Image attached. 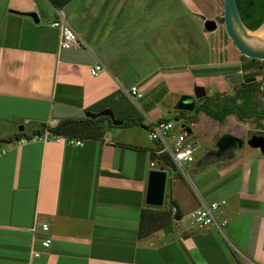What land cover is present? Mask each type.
<instances>
[{"label": "crops", "instance_id": "obj_1", "mask_svg": "<svg viewBox=\"0 0 264 264\" xmlns=\"http://www.w3.org/2000/svg\"><path fill=\"white\" fill-rule=\"evenodd\" d=\"M55 1L0 0V264H264V154L211 165L218 170L210 178L195 174L198 187L165 171L163 207L146 204L149 174L160 170L147 121L169 120L161 104L171 94L199 86L212 99L211 91L243 75L231 40L204 29L218 1L178 0L182 11L173 16L171 0ZM59 11L85 47L61 49L51 26ZM188 17L197 19L190 38L181 36ZM181 53L199 61L172 65ZM98 63L106 69L92 76ZM133 86L144 99L129 98ZM139 102L149 118L140 117ZM105 110L122 125L86 116ZM87 120H97L96 137L77 138L80 147L19 142ZM219 201H226L217 213L228 221L223 234L191 224V211ZM173 205L179 217H158Z\"/></svg>", "mask_w": 264, "mask_h": 264}, {"label": "built area", "instance_id": "obj_2", "mask_svg": "<svg viewBox=\"0 0 264 264\" xmlns=\"http://www.w3.org/2000/svg\"><path fill=\"white\" fill-rule=\"evenodd\" d=\"M51 26L58 28L60 31L61 49L69 50L85 47L84 42L66 22L63 12H57V19L51 23ZM105 69L106 68L102 64L98 63L95 66L90 67V74L92 76H98L100 73L104 72ZM127 94L132 101H139L145 97L144 93L136 86L131 87ZM179 121L180 120L178 119L176 121L148 120L146 127L149 139L158 145L157 155L167 156L172 162L175 171L183 178L189 179V169L194 163H196L195 152L197 148L189 142V136L192 133V129L186 125L177 128L176 123ZM62 139H65L70 146L80 147L83 145V141L80 139L54 135L49 130L32 138H23L19 140V142L21 144L29 141H54L55 143H61ZM151 167H155L154 162L151 163ZM225 205L226 201L209 204L202 202L201 205L191 211L187 217L191 224L198 228L213 227L223 234L224 229L228 226V221L218 218L217 213ZM171 214L173 217L177 218L179 209L176 205L171 207ZM41 230L44 233H47L49 232V226L47 224H42ZM31 231L32 233H36L37 228L34 227ZM51 243V239L47 238L42 242V246L43 248L48 249L50 248ZM33 256L39 258L41 253L33 252Z\"/></svg>", "mask_w": 264, "mask_h": 264}, {"label": "water", "instance_id": "obj_3", "mask_svg": "<svg viewBox=\"0 0 264 264\" xmlns=\"http://www.w3.org/2000/svg\"><path fill=\"white\" fill-rule=\"evenodd\" d=\"M222 5L225 31L236 49L248 59L264 62V39L258 36V33L264 29V22L258 29L250 30L244 23L237 0H222ZM204 29L210 33L215 32L218 29V23L208 20L204 24ZM205 97L206 90L203 87L196 86L194 88V96H181L174 110L177 112H194L196 101ZM86 116L91 119L107 117L112 121L113 125H122V122L117 121L110 110H105L98 114L87 113ZM249 146L253 149H259L264 154V133L253 135L249 140ZM242 148L243 141L241 138L226 134L217 143V150L209 151L189 170L194 174H199L211 165L237 157ZM166 183L167 172L161 170H152L150 172L146 193V204L148 206L154 208L163 207Z\"/></svg>", "mask_w": 264, "mask_h": 264}, {"label": "rangeland", "instance_id": "obj_4", "mask_svg": "<svg viewBox=\"0 0 264 264\" xmlns=\"http://www.w3.org/2000/svg\"><path fill=\"white\" fill-rule=\"evenodd\" d=\"M177 1L178 0H171V3H172L171 16H173L174 13H177V12L181 13L182 11L181 7H179L180 9H178V7L175 8V5H173ZM217 1L220 6L218 7L219 13L217 17L212 19V21H216L218 23V30L220 29L221 34H223L228 40L229 37L226 34L224 24L220 23V20H219L221 17H223L222 0H217ZM194 20H197V19L196 18L194 19V17L192 18L188 17L187 31L186 33L183 34L182 33L183 28L181 26V36L190 38L191 33L193 31L192 24ZM173 30L175 29L172 28V31ZM172 36H173V32H172ZM218 36H220L219 33H217L215 37L218 38ZM211 38L213 40V37ZM229 43H230V46L234 48L235 50L234 58L237 60V57L240 55V53L238 52V50L235 48L234 44L231 41H229ZM240 59H241L240 62L242 63L244 60L242 58ZM173 60L175 61L172 62V65L185 66L186 64L189 65L192 62H196L197 59H193L189 56L184 57L183 54L181 53L179 57L172 58V61ZM260 67L264 69V62L260 63ZM251 72H253V70L243 71L244 78H246V75L250 74ZM241 78L240 80H242ZM207 90L208 92H210V89H207ZM210 94L212 96V99L218 100V102L232 103L233 99L237 97V95L239 94V88L237 89V87L235 88V87L229 86L227 90H225L224 92H221L218 90V91H213V92L211 91ZM181 96L182 95L177 96V95L171 94L167 97L166 102L161 104V106L163 108L164 107L166 108L167 106L169 107L170 113L169 114L167 112L165 113V116L167 119L172 120V121H176L177 119L180 120L178 123H176L177 128H180L181 126L186 125L192 129V133L189 136V142L197 148L195 152L196 161L202 159L207 152L212 151L213 147L215 146V142H217V140L220 139L225 134H231L233 136L244 139L243 148L240 150L239 158H249L254 155L255 156L261 155V151L259 149H253L249 146V140L251 139V137L257 133H261L262 131H264V127L263 126L260 127V124L257 122V120H255V118H251V117L240 118L238 115H232V116H227L226 118H224L223 122H217V121H214L212 118H210L208 115L203 114V113L195 114L194 112H184V114H180V112L175 111L174 108L177 102L179 101V99L181 98ZM138 105H139V113L142 112V114L144 115L146 113L147 117L149 118L148 113H151L152 110H150L149 112L147 110H144V106H142L141 102H139ZM140 117H142L141 113H140ZM161 165H162V162L160 159V167L163 166ZM164 168L167 169V167H164ZM217 168L218 167L216 166L208 167V169H205L204 172L202 173L201 178L203 179L210 178L211 176H213L216 170H218ZM172 174H173V171L168 170V175L171 176ZM196 178L197 176L195 174H192V173L189 174V179L191 180L192 184L194 183V185L197 186ZM196 191L197 190L195 188V192Z\"/></svg>", "mask_w": 264, "mask_h": 264}, {"label": "trees", "instance_id": "obj_5", "mask_svg": "<svg viewBox=\"0 0 264 264\" xmlns=\"http://www.w3.org/2000/svg\"><path fill=\"white\" fill-rule=\"evenodd\" d=\"M70 0H59L55 1L54 4L56 6H60V4L66 3ZM239 9L242 15V18L244 20V23L250 30H256L258 29L264 22V0H237ZM220 23L223 24V17L219 19ZM241 58L244 60L241 65V69L243 71H249L253 70L250 74L246 75L247 77H260L261 75H264V69L260 67L261 61L257 60H249L248 58L241 56ZM252 92V89H249L248 86L242 85L241 90L239 91V94L237 97H235L232 101L233 107H230L228 104L225 106H220L215 103V101L218 100H212L210 98L203 99L201 104H198L196 106V109L194 111L195 114L205 113L212 119L218 122H223L224 118L229 114H236L240 118L243 117V113L245 115L251 113L250 110H247L245 105L237 104V101L244 99V95H247L248 93ZM180 114H184V112H180ZM252 116V115H251ZM250 117V116H247ZM101 119V118H99ZM97 119V120H99ZM181 119V118H180ZM96 120V121H97ZM96 121L87 120L86 122H77V121H66L58 125L56 128L51 130V133L54 135H60V136H66L70 138H80V139H94L96 136L94 135V127L92 124L96 123ZM162 121H170V120H162ZM103 134V133H102ZM102 134L97 136V138L102 137ZM264 156V155H263ZM153 158L157 162V167L160 170L168 171V170H175L172 162L169 160L167 156H159L156 157L153 155ZM160 159L162 162V167H160ZM147 210H144L142 214V218H145L147 216ZM158 217L161 216L162 219L170 217L171 210L169 212L162 211L158 213ZM149 216V215H148ZM179 217V214L178 216ZM151 227H147L145 229L141 230V234L146 232V229L148 230ZM149 231V230H148Z\"/></svg>", "mask_w": 264, "mask_h": 264}, {"label": "flooded vegetation", "instance_id": "obj_6", "mask_svg": "<svg viewBox=\"0 0 264 264\" xmlns=\"http://www.w3.org/2000/svg\"><path fill=\"white\" fill-rule=\"evenodd\" d=\"M241 77L235 78L236 80L234 82L235 84H233L232 86H234L235 88L237 87V89L239 88V91L241 90L243 84L245 86H248L249 89H252V92L248 93L247 95H244L245 96L244 99L240 100L239 103H237L240 105H245L246 109L250 110L253 113V115L252 114L245 115V113H243L242 114L243 118L252 115L250 117L255 118V120H257V122L260 124V127L261 126L264 127V75H261L260 77H247V78H244V76L241 75ZM240 78L242 80H240ZM189 96H194V92ZM203 99L197 100L196 106L198 105V102H200ZM215 103L222 107L226 105V102L224 103V102L215 101ZM228 105L230 107H233L232 103H228ZM232 115H236V114L229 113L227 116H232ZM261 133H264V131H262ZM220 139H218L217 142H215V146L213 147L212 151L217 150V143L219 142ZM241 140L243 141L244 139L241 138Z\"/></svg>", "mask_w": 264, "mask_h": 264}, {"label": "bare ground", "instance_id": "obj_7", "mask_svg": "<svg viewBox=\"0 0 264 264\" xmlns=\"http://www.w3.org/2000/svg\"><path fill=\"white\" fill-rule=\"evenodd\" d=\"M259 37H262L264 39V29L262 31H260V33H258Z\"/></svg>", "mask_w": 264, "mask_h": 264}]
</instances>
